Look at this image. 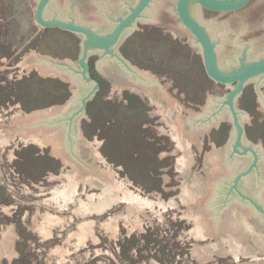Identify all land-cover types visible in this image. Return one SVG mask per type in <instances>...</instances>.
I'll list each match as a JSON object with an SVG mask.
<instances>
[{"label":"water","instance_id":"obj_1","mask_svg":"<svg viewBox=\"0 0 264 264\" xmlns=\"http://www.w3.org/2000/svg\"><path fill=\"white\" fill-rule=\"evenodd\" d=\"M97 1L100 0H34L38 24L81 36L80 55L76 61H69L28 53L17 63L21 74L35 69L39 76L70 82L68 89L72 92L61 105L25 114L14 129L18 143L50 144L49 154L61 159L59 175L48 179L61 181L62 188L45 198L44 206L67 209L98 198L114 210L138 213L148 222L155 214L161 222L160 212L166 206L174 207V220L186 219L192 224L183 235L185 240L193 241L189 243L193 245L189 249L191 259L207 264H264V148L260 139L253 143L246 138L243 122L251 125L252 116L237 107L244 85L264 78V55L250 59L248 47L237 53L233 45L236 32L264 26V0H252L251 8L231 14L221 44L219 39L212 40L206 25L197 13L188 10V4L227 10L238 9L248 0H176L177 16L194 41L187 40V30L169 11L174 0H160L156 15L164 16L171 28L161 37L137 32L131 44L123 45L124 57L136 67L128 66L113 47L122 31L134 25L152 0H137L130 12L118 19V25L102 33L74 19L65 21L56 13L52 15L54 8L61 12L71 8L77 18L95 25L101 14ZM82 2H88V7ZM177 29L185 34L174 39ZM255 41L257 45L263 43L259 38ZM96 50L125 65L129 69L126 73L114 62H102L108 74L129 84L132 92L152 96L158 111L149 113H163L161 119L167 120L169 131L164 126L158 128L161 133L172 135L175 142L178 169L183 167L182 200L186 208L158 195L163 205L154 208V202L132 191L131 181L117 182V165L105 168L107 163L101 152L105 139L91 141L82 130V119L90 120L88 102L99 89V81L89 75L87 63L90 52ZM159 77L165 79L160 82ZM215 81L230 85L231 89L228 91ZM119 87L122 93L125 86ZM115 89L110 88L109 96H114ZM256 95L257 109L264 113V94Z\"/></svg>","mask_w":264,"mask_h":264},{"label":"rangeland","instance_id":"obj_2","mask_svg":"<svg viewBox=\"0 0 264 264\" xmlns=\"http://www.w3.org/2000/svg\"><path fill=\"white\" fill-rule=\"evenodd\" d=\"M34 0H0V264H207L190 257L193 241L184 239L191 227L166 206L151 222L135 212H121L98 198L67 209L44 206V200L62 188V162L49 154L51 145L20 144L17 121L25 114L65 103L70 82L39 76L32 69L17 71L28 53L76 61L80 38L59 27H43L35 20ZM87 106L90 120L81 128L91 141L105 139L101 152L106 167L117 165L118 180L132 182V191L162 206L160 196L179 208L183 200V167L167 120L161 119L152 96L143 97L132 87L110 95L106 77ZM64 85V86H63ZM264 94V91H262ZM141 103V104H139ZM143 104V105H142ZM237 107L252 116L244 123L246 138L261 140L264 148V113L249 85ZM99 129V130H98ZM19 261V262H18Z\"/></svg>","mask_w":264,"mask_h":264},{"label":"flooded vegetation","instance_id":"obj_3","mask_svg":"<svg viewBox=\"0 0 264 264\" xmlns=\"http://www.w3.org/2000/svg\"><path fill=\"white\" fill-rule=\"evenodd\" d=\"M93 1L95 2L96 0H93ZM220 1H225V0H220ZM251 1L252 0H248V2L244 6L238 9H227V10L211 9V8L200 5L199 3H192V4H188V10L197 13V16L199 20L201 21V23L206 25V31L208 32L212 40L217 41L219 39L220 40L219 44H221L222 40L225 37V33L227 32L226 30L228 28V23L231 21V16H232L231 14L240 12V11H246L247 9L251 8L250 7ZM51 2L46 8V11L50 7ZM99 2H100V9H101L99 12L101 14L100 16H98V22L96 21L95 25L91 22H85L77 18L76 14L73 12V10H71V8H68L66 12L64 11L61 12L59 9L54 8L52 15L56 13V16L59 19H62L65 21L74 19L77 23L83 24L85 26H90L92 29H94L98 33L108 32L112 28H114L116 25L119 24V20H118L119 18H124L130 12L131 7H134L136 5L137 0H112V1L100 0V1H97V3ZM157 3L159 4L160 0H152L150 4L148 5V7H146L144 11H142L141 15L136 19V21L134 22V25L126 27L124 31H122L120 37L118 38V41L113 47L114 52L117 55L121 56L128 63V66L130 67H136V66L132 65L131 62L124 57L123 45L131 44V42L136 37L135 35L137 34V32L143 33V34L150 33V34L156 35L157 37H161L163 35L164 36L167 35V33L169 32V29L171 28V26L165 20L164 16L162 18H158V15H156L155 7L157 6ZM82 5H84L85 7H88V2H82ZM175 6H176V0H174L170 9L168 8L169 11L177 17L183 30H187L189 34V37L188 35L186 36L187 40L192 39L194 41V36L190 33V31L186 27L182 25L179 17L177 16ZM67 31L77 35V37L80 38V41L82 40L81 36L78 33L69 31V30ZM178 31L179 32H177L176 35H173L174 39L183 37L182 35L185 34V32L182 33L180 29ZM233 37H234L233 45L237 49V53L242 48L248 47L247 55L250 59H255L259 55H264V26L259 29H254V30L241 31V32L238 31L234 34ZM257 38H259L260 41H262L263 43L257 45L255 41V39ZM79 46L81 50V45ZM102 54H103V58H101ZM216 54H217V51H216ZM103 61H109L112 63L114 62L119 68L125 71V73L129 71V69L125 65H123L121 62L116 60L114 57L111 58L108 53L104 54L103 51L96 50V51L90 52L88 59H87L89 75L95 77L93 74V70H95L97 73H99L101 77H106L108 79L109 85L113 89L117 88L118 86L122 84L125 87H129L128 86L129 84L122 83L120 80H116L113 77V75L108 74V72L105 69L104 64L102 63ZM164 79H165L164 77H159L160 82L163 81ZM257 81L258 80L249 81L248 83L244 85V88L242 91H244V89L249 85L252 87V89L255 92L264 91V78H262L258 83ZM216 83L223 85L226 89H228V91L231 89L230 85L223 84L220 82H216ZM100 87H101V83L99 81V89ZM125 87L124 89H126Z\"/></svg>","mask_w":264,"mask_h":264},{"label":"trees","instance_id":"obj_4","mask_svg":"<svg viewBox=\"0 0 264 264\" xmlns=\"http://www.w3.org/2000/svg\"><path fill=\"white\" fill-rule=\"evenodd\" d=\"M64 86V85H63ZM139 104H141V103H139ZM143 105V104H142ZM99 130V129H98ZM19 262V261H18ZM16 264H17V261H16Z\"/></svg>","mask_w":264,"mask_h":264}]
</instances>
